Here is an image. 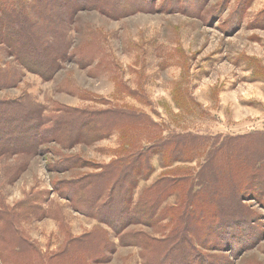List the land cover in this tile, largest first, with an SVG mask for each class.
Instances as JSON below:
<instances>
[{"label": "rangeland", "instance_id": "374dc122", "mask_svg": "<svg viewBox=\"0 0 264 264\" xmlns=\"http://www.w3.org/2000/svg\"><path fill=\"white\" fill-rule=\"evenodd\" d=\"M64 1L0 46V264H264V0Z\"/></svg>", "mask_w": 264, "mask_h": 264}, {"label": "trees", "instance_id": "16d2710c", "mask_svg": "<svg viewBox=\"0 0 264 264\" xmlns=\"http://www.w3.org/2000/svg\"><path fill=\"white\" fill-rule=\"evenodd\" d=\"M23 1L24 0H0V46L5 47L8 54L11 56L17 57L18 60L21 59L20 62L23 67L30 71H37L39 69H44L42 67L44 64H37L32 61V59L35 60L43 56V53H37L36 51L40 52V50H42L41 48L46 46V36L43 35V33L41 36L37 35V23L33 22V24H31L32 19L29 18L30 13H28L26 6L23 7L21 5V3L25 4L24 2H26V0L24 2ZM34 1L35 3H38L39 7V10H37L34 14L37 18L39 17V19L45 18L46 13L50 15V13L55 9L53 7H44L43 4L50 0H33V2ZM61 1L64 0H59L57 4L58 7H62L64 5L65 7L71 8V5H69L67 1ZM18 4L20 5V8L18 7ZM26 40L33 41V44L26 43ZM31 48H33V51H31ZM29 57L32 59H29ZM36 67L38 69H36ZM48 69L50 70V68ZM54 70H50L48 75L52 74ZM39 71L42 72L41 74L43 76L45 75V72L41 70ZM1 146L4 147V144H1ZM2 152L3 148H0V153ZM225 176L228 180V187H231L235 181V179H233L235 176L230 170L226 171ZM219 180L222 179L215 177L214 183L218 185L221 182H219ZM224 198L225 197L223 196L221 199ZM224 200H226V198ZM144 204L145 205L142 207L143 213H140L141 215L139 214L141 217L151 215L152 213V201L147 200ZM137 205H140V202H138Z\"/></svg>", "mask_w": 264, "mask_h": 264}]
</instances>
